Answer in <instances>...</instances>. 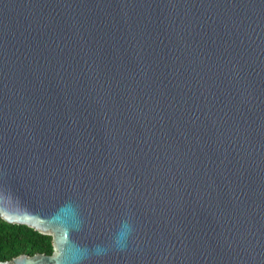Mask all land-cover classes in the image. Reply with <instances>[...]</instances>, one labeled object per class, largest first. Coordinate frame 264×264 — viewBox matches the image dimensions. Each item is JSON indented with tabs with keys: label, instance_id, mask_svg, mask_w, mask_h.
<instances>
[{
	"label": "water",
	"instance_id": "water-1",
	"mask_svg": "<svg viewBox=\"0 0 264 264\" xmlns=\"http://www.w3.org/2000/svg\"><path fill=\"white\" fill-rule=\"evenodd\" d=\"M0 264H264V0H0Z\"/></svg>",
	"mask_w": 264,
	"mask_h": 264
},
{
	"label": "trees",
	"instance_id": "trees-1",
	"mask_svg": "<svg viewBox=\"0 0 264 264\" xmlns=\"http://www.w3.org/2000/svg\"><path fill=\"white\" fill-rule=\"evenodd\" d=\"M52 236L24 225L6 222L0 217V261L25 253L51 254Z\"/></svg>",
	"mask_w": 264,
	"mask_h": 264
}]
</instances>
